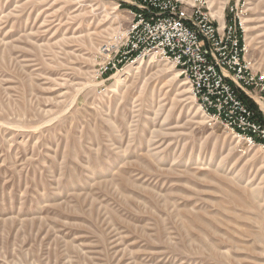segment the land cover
Instances as JSON below:
<instances>
[{"label": "rangeland", "instance_id": "374dc122", "mask_svg": "<svg viewBox=\"0 0 264 264\" xmlns=\"http://www.w3.org/2000/svg\"><path fill=\"white\" fill-rule=\"evenodd\" d=\"M243 1L264 71V0ZM129 20L118 0H0V264H264V146L211 128L165 59L95 77Z\"/></svg>", "mask_w": 264, "mask_h": 264}, {"label": "built area", "instance_id": "2783aa9c", "mask_svg": "<svg viewBox=\"0 0 264 264\" xmlns=\"http://www.w3.org/2000/svg\"><path fill=\"white\" fill-rule=\"evenodd\" d=\"M118 1L130 20L98 46L94 74L100 85L138 58H165L190 83L211 128L263 147L264 125L239 97L242 91L264 108V71L247 55L243 38L244 1L227 0L222 22L207 0Z\"/></svg>", "mask_w": 264, "mask_h": 264}, {"label": "bare ground", "instance_id": "6f19581e", "mask_svg": "<svg viewBox=\"0 0 264 264\" xmlns=\"http://www.w3.org/2000/svg\"><path fill=\"white\" fill-rule=\"evenodd\" d=\"M190 1V0H189ZM208 1V5H209V0H207ZM210 6V5H209ZM210 9H211V7H210ZM211 12L215 15V16H217L219 19H221V12H216V11H214V10H212L211 9ZM242 27H243V38H245L246 37V35H248V32H250V30H249V26H246L244 23H243V21H242ZM248 31V32H247ZM244 42L246 43L245 45H246V49H247V42L244 40ZM148 57H151V58H160V57H158V56H156V55H154V54H151V55H149ZM144 59V58H143ZM165 58H162V59H157V60H155L154 62H153V64L154 65H156V66H158L159 67V69H158V71H169V70H172L171 68H170V66L167 64V62H165V60H167V59H165ZM168 61V60H167ZM170 62V61H169ZM142 63H143V61H142V58H138V59H136L135 61H133L132 63H130L131 64V66L129 67V68H126V70H125V72L124 73H126V74H130V73H132L133 71L135 72V70H137V69H139L140 68V66L142 65ZM129 65V64H128ZM127 65V66H128ZM171 65V64H170ZM174 65V64H173ZM123 70V69H122ZM173 75L174 76H176V75H179L178 74V72H176V71H173ZM112 79H113V81H112V84L110 85V87H115V86H117L118 84H119V82H121V77H122V75H120L119 73H114L112 76ZM148 78L151 80V78H152V75L150 74L149 76H148ZM123 79V78H122ZM148 80V79H147ZM189 83V82H188ZM121 84V83H120ZM119 84V85H120ZM184 84V83H183ZM182 84V85H183ZM190 84V83H189ZM185 85V84H184ZM118 87V86H117ZM189 87V86H188ZM188 87L187 86H184L180 91L182 92V93H184V94H187V93H189V91H190V89H188ZM190 87H191V85H190ZM114 89V88H113ZM191 91H192V88H191ZM194 95V94H193ZM235 135V134H234ZM238 137H240V136H238ZM242 138V137H241ZM243 139V138H242ZM244 140V139H243ZM255 144V143H254ZM249 145H252V144H249Z\"/></svg>", "mask_w": 264, "mask_h": 264}, {"label": "trees", "instance_id": "16d2710c", "mask_svg": "<svg viewBox=\"0 0 264 264\" xmlns=\"http://www.w3.org/2000/svg\"><path fill=\"white\" fill-rule=\"evenodd\" d=\"M239 97L243 100V102L252 110L254 108H256V106L254 105L253 101L251 99H249L246 95L242 94L241 92H239ZM255 119H257L258 121L259 118L256 117V115H254Z\"/></svg>", "mask_w": 264, "mask_h": 264}]
</instances>
